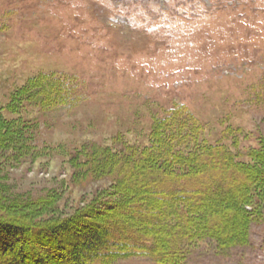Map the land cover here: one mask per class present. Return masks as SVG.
<instances>
[{
    "label": "rangeland",
    "instance_id": "1",
    "mask_svg": "<svg viewBox=\"0 0 264 264\" xmlns=\"http://www.w3.org/2000/svg\"><path fill=\"white\" fill-rule=\"evenodd\" d=\"M61 85L76 94L53 107ZM18 91L40 153L8 160L1 183L24 199L53 194L57 216L110 185L72 180V152L114 148L117 136L146 144L153 119L172 110L250 161L264 144V0H0L3 116L17 119ZM248 232L246 245L224 254L199 245L184 264H264V224Z\"/></svg>",
    "mask_w": 264,
    "mask_h": 264
},
{
    "label": "trees",
    "instance_id": "2",
    "mask_svg": "<svg viewBox=\"0 0 264 264\" xmlns=\"http://www.w3.org/2000/svg\"><path fill=\"white\" fill-rule=\"evenodd\" d=\"M21 92L10 106L17 119L0 112V264H114L133 257L184 264L199 245L221 254L244 246L251 223L264 224L263 142L246 161L225 142L205 139L204 125L181 109L154 118L146 144L117 136L114 148L72 152V180L110 185L67 216L55 215L53 194H9L2 166L40 153L38 125L19 112ZM54 94L57 107L76 89L61 85Z\"/></svg>",
    "mask_w": 264,
    "mask_h": 264
}]
</instances>
